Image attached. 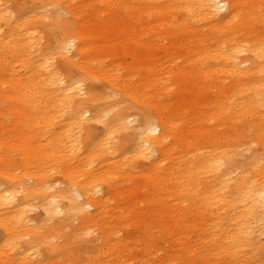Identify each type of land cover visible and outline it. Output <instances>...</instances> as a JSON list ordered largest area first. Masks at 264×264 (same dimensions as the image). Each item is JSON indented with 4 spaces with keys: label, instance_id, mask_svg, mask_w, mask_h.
Here are the masks:
<instances>
[{
    "label": "bare ground",
    "instance_id": "obj_1",
    "mask_svg": "<svg viewBox=\"0 0 264 264\" xmlns=\"http://www.w3.org/2000/svg\"><path fill=\"white\" fill-rule=\"evenodd\" d=\"M45 1L16 16L0 0V264H47L49 244L70 254L53 240L74 221L71 238L99 241L78 264H122L124 227L151 236L154 222L146 263L251 250L264 232V0H98L86 14ZM34 207L60 226L31 222Z\"/></svg>",
    "mask_w": 264,
    "mask_h": 264
},
{
    "label": "rangeland",
    "instance_id": "obj_2",
    "mask_svg": "<svg viewBox=\"0 0 264 264\" xmlns=\"http://www.w3.org/2000/svg\"><path fill=\"white\" fill-rule=\"evenodd\" d=\"M5 1V5L9 8L10 12L14 15L17 16L18 12H22L21 8L22 7H18L20 4L24 3V9L25 7L29 6V5H33L35 8H40L42 4H44L46 1L45 0H4ZM43 1V2H42ZM98 0H78V4L80 5V11L84 14L88 13L91 11V8L93 7L92 5ZM49 11L46 12L43 10L44 14H51V11H57L56 8H47ZM19 10V11H18ZM58 12L60 14L66 15V13H64L63 11L58 10ZM40 43L41 44H45L46 43V39L42 38L40 39ZM67 55L68 56H73L72 51H67ZM120 61H122L124 64H128V62H130L129 59V54H123L122 56H119ZM100 82H96V84H98ZM98 86V85H96ZM100 86V85H99ZM136 122L140 121V118L138 115H136L135 118ZM98 130V127H96ZM135 128V127H134ZM134 128H132L131 130H134ZM2 131H0L1 133ZM121 135L118 136V142L120 141ZM127 148L130 147V144L128 143V145H126ZM257 150L256 146H251L249 149L247 150H243L241 152H237L234 154V156H236V161L238 162V165L243 166L244 163L249 159L250 155L252 153H254ZM239 173V170L233 171L230 178L233 179L235 178V176H237ZM3 181L2 179H0V182ZM29 182V181H28ZM130 182L127 181H121L119 183L120 187H125L127 185H129ZM146 196L145 194L142 196L144 197ZM126 198L119 196L118 197V201L119 202H123L125 201ZM139 205H143V202L139 203L138 205H134L136 207H138ZM140 215L144 214V212H136ZM28 217L29 219H31V222L37 224L40 222H44L47 221V225L48 226H60L59 225V221L58 219L61 218V214H54L52 219L47 220L46 216L44 215L42 209L40 207H34L33 209H31L30 211H28ZM130 215V214H129ZM146 213L142 216H145ZM154 227L152 228V230L154 231V234L149 236V231L148 233H144L143 232V228L142 227H135L134 224H130V225H126L124 227V231L121 232L123 237H126V239L128 238V235H131L130 239H128V246H127V251L125 252V258L122 259V264H145V260L152 257V255L150 256V254L148 255H143L144 251H148L153 249L152 246L155 245L157 242H160V232H159V225L157 222H154ZM77 222H71V223H66L64 224L63 228L61 227L60 231L62 236L61 237H56L53 241L55 243L61 244V245H67L70 250L71 253H61L60 255H57L55 257H52L53 254L50 255L49 250L52 248L49 245H43L40 246L38 248V256L39 259L42 260L43 262H47V264H66L68 258L67 256H70V259L72 260V264H78V263H84L86 260H90L92 256H94L97 253V245L99 243V241L96 238V232L91 231V232H87V233H81L79 236H77L75 239L71 238V236H69V232H72L73 230H75L77 228ZM188 231V230H187ZM186 231V232H187ZM65 233L67 235H65ZM85 234V235H84ZM125 239V240H126ZM148 243V244H146ZM161 244V242H160ZM147 245H151V248H148ZM165 248H167V244H164ZM261 246H264V232H261L257 242L255 241L254 245H252L251 250H245L244 252H240V254L238 255L237 258H232L231 256H227L225 254H222L219 258L217 259H211L212 262L210 264H264V252L262 251V249L260 248ZM52 257V258H51ZM143 258V262L142 263L140 261V259ZM49 259V260H48ZM193 258L188 256L186 258V260H192ZM233 259L232 262H230ZM215 262V263H213ZM236 262V263H234ZM153 261H151V263L148 261L146 264H152Z\"/></svg>",
    "mask_w": 264,
    "mask_h": 264
}]
</instances>
